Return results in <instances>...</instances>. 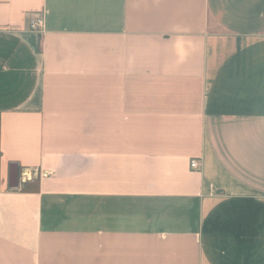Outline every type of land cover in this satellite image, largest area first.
<instances>
[{
  "label": "crops",
  "instance_id": "0c3cea01",
  "mask_svg": "<svg viewBox=\"0 0 264 264\" xmlns=\"http://www.w3.org/2000/svg\"><path fill=\"white\" fill-rule=\"evenodd\" d=\"M0 264H264V0H0Z\"/></svg>",
  "mask_w": 264,
  "mask_h": 264
},
{
  "label": "built area",
  "instance_id": "2783aa9c",
  "mask_svg": "<svg viewBox=\"0 0 264 264\" xmlns=\"http://www.w3.org/2000/svg\"><path fill=\"white\" fill-rule=\"evenodd\" d=\"M44 25H45L44 15H42V14L33 15V17L31 18V22H30V28L33 32L43 33L44 32ZM200 166H201V164H200L199 160H192L191 168L193 170H199Z\"/></svg>",
  "mask_w": 264,
  "mask_h": 264
},
{
  "label": "water",
  "instance_id": "95a60500",
  "mask_svg": "<svg viewBox=\"0 0 264 264\" xmlns=\"http://www.w3.org/2000/svg\"><path fill=\"white\" fill-rule=\"evenodd\" d=\"M15 178H16V184H17V176H15ZM16 184L14 186H16Z\"/></svg>",
  "mask_w": 264,
  "mask_h": 264
}]
</instances>
